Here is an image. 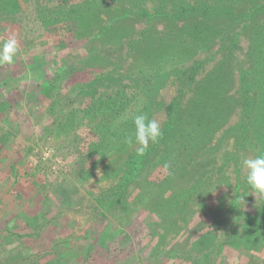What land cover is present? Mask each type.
I'll use <instances>...</instances> for the list:
<instances>
[{"label":"rangeland","instance_id":"obj_1","mask_svg":"<svg viewBox=\"0 0 264 264\" xmlns=\"http://www.w3.org/2000/svg\"><path fill=\"white\" fill-rule=\"evenodd\" d=\"M110 1L114 0H100L86 9L84 19L81 14V31L72 22L59 27L42 21L35 0L24 5L17 22L6 18L0 43L14 35L19 52L12 64H0V82L7 80L0 87V106L6 105L0 112V233L13 221V234L5 236L8 241H20L26 250L40 252L37 264H52V256L44 251L59 244L62 247L55 260L59 256L66 260L64 264H87L83 258L90 240L85 235L90 230L97 237L88 264H264L263 233L250 235V228L257 226L248 224L249 216L257 218L255 212L260 211L264 197L251 193L243 166L245 157L257 155L256 148L243 143L242 130L237 128L247 122L250 113L260 112L257 104L246 111L250 108L244 105L242 83L244 78L249 77L248 83L256 77L249 48L258 35L264 36V0L229 1L230 13L224 16L193 12L194 0H190L189 12L181 17L172 16L179 8L170 0L164 6L159 0H136L137 7H132L133 0H121L118 4L130 1V9L142 8L147 15L136 17L131 11L116 19L109 33L100 34L103 22L114 13ZM205 2L213 6L216 0ZM61 3L49 4L48 15L53 16H48V22H57L53 12ZM62 14L59 18L66 20L65 8ZM74 36L84 38L86 45ZM62 40L67 41L63 47ZM195 60L203 62L199 72L190 80L187 71L184 78L182 73ZM115 65L119 74L104 77L107 89L132 79L143 87L151 79L149 89L145 88L153 105L149 117L161 127L168 121L173 124L166 145L169 151L178 149L180 168L151 161L147 179L140 182L148 186L140 192L143 199L131 197L137 187L134 183L129 201L118 199L105 220L92 221L96 196L120 182L125 157L108 154L90 173L81 175L87 160L98 159L81 156L94 136L82 125V112L77 108L73 117L43 138L44 128L58 109L48 108L51 97L38 94L37 84L64 68L76 69L54 83L53 99L63 103L74 99L77 85L89 77L87 71L78 69L105 76ZM158 66L164 67L156 73ZM171 102L174 114L168 117ZM258 119L254 115L251 124H258ZM124 141L128 150L138 147ZM170 168L175 173H169ZM22 212L39 217L40 225L48 228L46 236L38 237L37 229L24 222ZM67 242L74 246L64 248ZM173 249L174 260L163 259Z\"/></svg>","mask_w":264,"mask_h":264},{"label":"trees","instance_id":"obj_2","mask_svg":"<svg viewBox=\"0 0 264 264\" xmlns=\"http://www.w3.org/2000/svg\"><path fill=\"white\" fill-rule=\"evenodd\" d=\"M31 0H0V32L5 31V26H7L6 18H11L12 22H17V16L23 11L24 5L30 2ZM37 3V7H35V10L37 11V14L39 18L42 17V21L45 23H50V25H60L59 27L63 26L64 23H73L75 26L80 28L81 22H79L81 14L82 19H84V16L87 12L86 9H91L95 4H99L100 0H60L62 3L59 7L53 8L55 11L52 12L56 14L55 19H57L56 23L48 22L49 17L53 15H48L51 11V7L49 4L51 2H54L55 0H35ZM121 0L117 1H110L108 2V5L114 10V13L112 11V14L109 15V18L103 22V25L101 26L100 34L102 33H109L113 27L112 25L116 23V19H122L124 16H128L131 11L134 12L136 17H145L147 15V11L143 10L142 8H138V10L130 9V7L127 5L129 2L127 1L126 4L121 3L118 4ZM132 7H137L135 5L136 0H133ZM165 0H159L160 5L164 6ZM168 1V0H167ZM171 3L175 2V5L179 10L176 12V14H171L173 17H181L185 16L189 10L186 9L187 5L190 4V0H170ZM234 1V0H216V2L212 6V2L210 5H207L208 2H205V0H194V5L191 10L193 12H197L198 14H205L207 15L210 11L214 12L219 16L229 15L230 12L229 6L226 5L227 2ZM197 3V4H196ZM116 4V5H115ZM120 7V8H119ZM207 9H206V8ZM50 8V9H49ZM63 8H65V19L59 18V16L62 14ZM175 8V9H177ZM126 9V10H125ZM159 7L155 8V11L159 12ZM116 10V11H115ZM190 10V11H191ZM150 12H148L149 14ZM163 13V12H162ZM175 13V12H174ZM13 15V16H12ZM63 15V14H62ZM61 15V16H62ZM176 15V16H175ZM211 15V14H210ZM210 15L206 17H210ZM169 18H171L169 14ZM81 19V20H82ZM80 20V21H81ZM66 25V24H65ZM81 31V28H80ZM81 36V35H80ZM257 41L252 40L250 43V66L257 69L256 77H252L254 81L248 83L245 82V80L249 79V77L243 79L242 83V98L244 101L245 107H249L250 109H247L246 111L253 110V104H257L259 107L260 112H253L250 113V119L248 116L247 122L239 123L237 128H240L242 130L240 134V138L242 139L243 143H246L248 145L252 144L256 149H254L255 154L264 153V36L258 35L256 38ZM74 40L81 41L84 45H86V40L79 36H74ZM79 41V42H80ZM67 41L62 40L61 41V47L65 46ZM202 61L195 60L194 64L186 71L182 73L184 78H186V72L188 71L189 79H194L195 75L199 72L200 68L202 67ZM161 65V64H160ZM124 66V63L120 65V68ZM164 66H158L156 69L157 72H162V68ZM10 69L11 67H7ZM116 70H118V66L115 65V68H111L108 70L106 75L103 74H90L94 73L93 71H90L88 69H78L79 71H87L88 73V79H85V81L79 83L77 85V94L74 97V99H70L68 101H64L63 103L59 99H53L54 96H52L54 83L55 81L62 78L65 74H74L76 73V69H66L60 70V72H57L53 78H48L43 82H39L37 84L38 90L37 93L40 94L43 97H51L50 104L48 108L52 109L53 107L58 109L57 114L53 119L52 122H50L45 128L43 133V138H47L50 136L54 130L60 126L61 122L64 119H67L68 117H73L76 114L77 108H80V111L82 112L81 119H82V125L87 127L89 129L94 139L90 140L87 145L85 146V151L82 156V158L86 157V160L88 157L91 159L94 156L98 157L96 160H90L85 164L90 163V166H83V169H81V175L85 176V173L89 171V173L92 171L91 168H93L99 161L100 158H105V156H108V154L115 158L124 156L125 157V166L123 169V174L120 177V182L110 191L107 193H102L96 196L95 203V214L94 219L92 221H101L105 220L111 209V205L115 202L119 201L123 202L124 200L129 201V195L132 193L130 185L134 184L137 185L134 186V191L131 197L136 201H141L140 192L144 189L146 190L148 186L146 184L140 183L146 180L147 178L145 173L148 170V167L150 165H153V162L155 159H158L157 162L158 166H163L165 164L170 165L171 167H176L178 170L180 168V165L178 166L176 159L179 155H181L177 150H170L167 147V137L169 135H172L173 131V124L169 123V121L164 124L161 128L163 131V136L159 140L158 143L151 144L146 149L143 155L137 154L134 148L128 150L124 147L122 141L125 139L128 135H134L135 126L132 122L131 116L137 112H144L149 116V113L153 111L152 102H151V96L150 93L145 92V88L149 89V85H151V79L148 78L147 85H144L143 87H138L137 84H133V79L129 83L121 84L119 83L117 86L107 89L105 88V79L106 76H109L110 74H119ZM109 74V75H108ZM181 75V76H182ZM106 77V78H104ZM144 76H142L143 78ZM148 77V76H147ZM145 77L141 85L147 80ZM7 80H4L0 82V87L3 88L2 84L6 83ZM9 81V80H8ZM150 96V97H149ZM3 100V97L0 98V101ZM258 101V102H257ZM5 102V101H4ZM3 102V103H4ZM8 105V104H7ZM174 104L171 102L167 106V112L168 117L172 116L174 114L173 108ZM252 108V109H251ZM6 109V105L0 106V112ZM254 115L259 116V123L257 124H251L253 121ZM252 118V119H251ZM237 123V124H238ZM257 126L255 128L254 125ZM242 128V129H241ZM81 158V159H82ZM165 159V161H164ZM85 162L86 160L83 159ZM153 161L152 163H150ZM165 162V163H164ZM156 165V164H155ZM151 167V166H150ZM174 168L169 169V173L173 174L175 173ZM171 171V172H170ZM193 189V188H192ZM195 190V189H194ZM193 190V191H194ZM136 193V194H135ZM181 193L177 197H181ZM190 196V193L188 194ZM186 196H184L182 199H184ZM141 199V200H140ZM174 199V198H173ZM137 203V202H136ZM261 203V202H260ZM203 210V209H201ZM200 211V210H199ZM257 215V218H253L249 216L248 224L255 222V225L257 227L250 228L249 233L250 235L257 234L258 231L262 232V240L264 242V203L261 206L260 211L255 212ZM23 214V220L26 224L30 225L32 229H37V236L41 237L42 234L46 233V230L48 228H45L44 226H41L38 219L39 217L35 216L34 214L30 213H21ZM43 222L45 223V218H42ZM164 219V218H163ZM16 223L17 221L14 220ZM47 221V220H46ZM16 225L13 221L9 220L7 222V225H5L4 229L0 233V264H37L39 262L38 258L42 257L41 253L37 250L29 249L26 250V246L21 244L20 241L17 240V242L11 241L7 239L5 236L8 233H12V229ZM47 227V226H46ZM258 228V230H257ZM252 230V231H251ZM4 231V232H3ZM91 233L88 232L85 237L89 238L90 243L85 249V255H84V262L87 263L93 259V249L92 245L93 242L96 240V235L94 232L92 233V230H90ZM51 234H54V231H49ZM13 234V233H12ZM47 234V233H46ZM45 234V236H46ZM260 235V234H259ZM49 236V235H48ZM55 236V234H54ZM20 237V236H19ZM57 237V235H56ZM51 242H47V245H52ZM74 245L72 242H67V244H64V248H72ZM62 244H59L58 246H51V249L45 254L51 255L52 258L49 261H52V264H64L66 260H62V258H54L58 254V251L61 250ZM263 247V246H262ZM176 252L173 250H170L167 254H164V258L173 259L175 258ZM43 254V253H42ZM44 254V255H45ZM61 255V254H60ZM167 255V256H165ZM70 259V256L69 258ZM47 261V262H49ZM42 264V263H41ZM44 264V263H43ZM46 264V262H45ZM192 264H202L200 262H193Z\"/></svg>","mask_w":264,"mask_h":264},{"label":"clouds","instance_id":"obj_3","mask_svg":"<svg viewBox=\"0 0 264 264\" xmlns=\"http://www.w3.org/2000/svg\"><path fill=\"white\" fill-rule=\"evenodd\" d=\"M19 52V45L14 35L9 36L0 43V64H12ZM135 126L134 135L125 137V143L129 147H135V151L139 155H143L150 143H158L163 136L161 124L158 120L150 118L144 112H137L131 116ZM243 166L247 169L245 181L251 193L264 197V153L255 155L254 157H245ZM165 168L170 165L165 164Z\"/></svg>","mask_w":264,"mask_h":264}]
</instances>
